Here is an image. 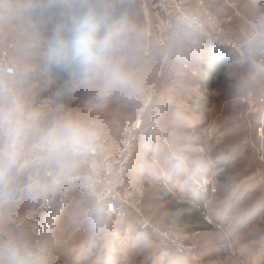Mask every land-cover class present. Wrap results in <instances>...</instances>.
<instances>
[{"label":"rangeland","instance_id":"374dc122","mask_svg":"<svg viewBox=\"0 0 264 264\" xmlns=\"http://www.w3.org/2000/svg\"><path fill=\"white\" fill-rule=\"evenodd\" d=\"M96 1L106 22L109 18L122 20L125 30L107 54L104 69L89 74L87 79L81 71H71L67 103H62L58 97V66L49 63L46 53L52 40L50 33L65 38L67 34L49 8L58 4L72 17L79 4L93 9L92 0H0L5 25L10 21L19 29L11 59L18 74L10 86L12 91L0 96V195L13 191L16 179L21 180L18 199L0 200V236L18 247L37 244L42 250L35 254L42 264H263L264 237H260L264 224L260 218L264 163L258 160L252 143L259 141L257 128L264 104H258L257 110L245 117L243 95L246 89L256 98L264 94V0H237L240 11L256 20L263 38L244 47L248 56L245 60L232 52L239 60L237 65H227L226 77L212 92L213 104L200 113L197 100L202 91L194 82L202 78L198 47L205 51L216 47L179 25L165 33L164 47L151 50L155 34L143 19L140 0ZM237 20L225 26L224 35L231 44L246 41L251 35V27ZM6 32L11 40L12 30ZM208 56H202V62ZM181 66L186 74L178 73ZM112 68L119 69L125 84L110 80L106 72ZM188 72L195 78L192 82ZM230 75L233 81L227 79ZM151 84H156V90L144 111L146 128L132 163L137 161L142 168L150 165L153 170L167 164L160 177L168 181L174 178L176 184L172 187L176 192L189 190L190 195L197 194L188 177L192 172H213L219 182L208 205L225 233L216 227L194 230L192 222L181 218L189 210L190 199L178 191L183 198L179 202L163 195L153 183L144 185L137 173L130 174L131 163L129 183L143 184L145 189L149 185L154 199L148 204L145 199V216L156 228L182 238L186 248L181 253L161 236L145 241L123 236L127 226L139 232L137 222L133 225L130 220L107 217L82 192H73L71 199L64 200L69 193L57 181L84 168L66 147L53 149L50 143L53 138L64 139L68 124L79 130L82 141L118 136L124 122L144 106ZM158 141L156 150L166 156L161 165L150 158ZM10 153L15 162L8 167L5 160ZM46 169L52 170L53 177L45 176ZM45 197L54 199L56 205L42 214L40 231L32 237L27 231V215ZM3 247L0 264H7ZM251 251H255V257H246Z\"/></svg>","mask_w":264,"mask_h":264},{"label":"built area","instance_id":"2783aa9c","mask_svg":"<svg viewBox=\"0 0 264 264\" xmlns=\"http://www.w3.org/2000/svg\"><path fill=\"white\" fill-rule=\"evenodd\" d=\"M140 6L144 21L155 34L151 50L164 47L167 41L165 33L178 25L183 26L195 36L207 40L214 47L234 52L242 60L248 57L244 54V47L254 39L263 38L256 20L248 18L240 11L237 0H157L155 3L153 0H140ZM153 7L157 10H153ZM222 7L228 12L222 11ZM237 19H242L243 23L251 27V35L246 41L231 44L225 38V26L238 21ZM147 53H150L149 49ZM11 59L12 46L0 45V96H6L12 91L10 86L18 74ZM183 67L186 69L188 65L184 64ZM191 73L195 74L196 71L191 70ZM150 87L151 92L144 106L138 110L135 117L124 122L118 136H96L85 140L83 141L85 147L78 151H72L66 147L71 156L81 161L84 170L68 174L57 182L64 185L69 195L73 192H82L91 198L101 208L103 214L113 220L133 215L141 230L150 226L154 235L166 238L175 250L181 253L186 248L182 238L168 230L156 228L150 223L144 214V188L133 186L128 180L137 142L146 128L144 111L151 103L156 84H151ZM243 103L244 114L247 117L257 110L258 104H264V94L256 98L251 90L246 89ZM261 120L257 128L259 141L252 143V146L258 160L264 163V114ZM44 174L48 178L53 177L52 170L46 169ZM188 177L197 190V194L201 196L199 201L189 198V203L197 209L199 216L206 224L224 232L222 226L211 216L208 205L210 198L218 191V178L213 172L203 174L192 172L188 174ZM156 183L177 201H183L178 192L169 185L168 180L159 178ZM19 197L20 193L11 190L6 195H0V200H16ZM55 205L54 199L45 197L39 201V206L27 215V231L32 237L40 231L42 214L52 211ZM7 245L9 244L5 242V247ZM18 248L34 254L42 250L37 244Z\"/></svg>","mask_w":264,"mask_h":264},{"label":"clouds","instance_id":"9594fccd","mask_svg":"<svg viewBox=\"0 0 264 264\" xmlns=\"http://www.w3.org/2000/svg\"><path fill=\"white\" fill-rule=\"evenodd\" d=\"M102 30L103 35H101ZM124 30V21L116 20L108 23L93 9H86L74 18L68 38L59 34L53 37L46 53L47 59L55 66L75 65L87 79L89 74L105 68L106 56L118 43ZM106 74L114 83H126V78L117 68H112ZM50 143L53 149L67 147L72 151H78L85 147L79 130L72 124L65 126L63 140L58 141L53 138ZM14 162V157L10 153L5 164L11 167ZM3 253L7 264H42V259L36 254L24 252L11 244L3 249Z\"/></svg>","mask_w":264,"mask_h":264},{"label":"trees","instance_id":"16d2710c","mask_svg":"<svg viewBox=\"0 0 264 264\" xmlns=\"http://www.w3.org/2000/svg\"><path fill=\"white\" fill-rule=\"evenodd\" d=\"M91 6L94 11H96L98 14L102 16L103 11L101 9V11L98 12L99 3L96 0H92ZM84 10L86 9L83 7V5H80V4L77 5L71 17V15L68 12H65L62 9V7L59 6L58 4H54L49 8V12H53L55 14L56 21L59 24L64 25L61 28L63 32L67 34L66 38L70 36L71 25L73 23L74 18L77 17ZM114 19L115 18H109L107 19V22H112ZM49 35L53 39V37L56 36L57 34L50 33ZM101 35H103V30L101 31ZM212 52H213L212 53L213 57L211 59V62L209 61V62L201 63V69L209 73L207 78L201 80L199 84V88L202 91V94L197 100V105H199V107L202 109L211 107V105L214 102V96L211 93V91L215 89L220 84L221 81H223L225 77L224 73L227 69L226 63L228 61H233L236 59V56H234L232 52H229L225 48L216 47L214 50H212ZM73 70L78 71V72L81 71L75 65L58 66V71L61 77L60 79L61 85H60L58 97L62 103H67V101L65 100V97L69 89L70 73ZM189 169L195 170V167L193 165H189ZM220 177L223 178V176H220ZM169 185H172L170 180H169ZM20 188H21V180L18 177L15 181V187L13 191H16V193H20L19 191ZM178 191H180V195L185 198H190L195 201H199L201 199L200 194L190 195L189 190H184V191L178 190ZM181 218L187 219L188 221L192 222L193 224L191 225L194 230L198 229L199 227H207V228L211 227L210 225L204 222V220L199 216L197 209L191 204H189V210L185 212L184 214H182ZM3 246L5 247V238L3 236H0V247H3ZM103 263L108 264L106 261H104Z\"/></svg>","mask_w":264,"mask_h":264},{"label":"crops","instance_id":"0c3cea01","mask_svg":"<svg viewBox=\"0 0 264 264\" xmlns=\"http://www.w3.org/2000/svg\"><path fill=\"white\" fill-rule=\"evenodd\" d=\"M5 19H6V14H1V16H0V45L1 46H8V45H11L12 47L14 46V43L19 39L18 38V35L19 34H17L18 33V31H19V29H17L16 27H15V24H13L12 22H10V21H8L7 22V24L5 25ZM12 30V32H13V34H14V36H10L12 39L10 40V39H8L7 37H6V35H7V30ZM20 34H22V32H20ZM192 44V46H194V47H197V46H195L194 44H195V42H190V45ZM199 46V45H198ZM199 49V54L201 55V58H202V56H203V58L202 59H204V57H205V55H206V53H207V55H209L208 56V58L206 59V60H204L203 62H202V59L200 58V60H199V70H200V72H201V74H202V78H200L201 80H203V79H206L207 78V76H208V72H206L205 70H202L201 69V63H204V62H211V59H212V57H213V52H212V50L211 51H208V50H206L205 51V48H203V47H198ZM229 53V52H228ZM238 59H235V60H233V61H228L227 63H226V66L227 65H234V66H236L237 65V63H238ZM182 69V70H181ZM180 70L181 71H179L178 73H180V72H185V74L187 73V71H185L184 70V68H182V66L180 67ZM228 70L229 69H226V71H225V73H224V75L228 72ZM189 73V72H188ZM183 75V77H184V74H182ZM189 75V77H190V81L192 82V80L193 79H195V78H193L192 76H191V74L189 73L188 74ZM182 77V78H183ZM225 77H226V75H225ZM229 81H233V79H232V76L230 75L229 76V78H227ZM224 80V79H223ZM195 83H197L198 84V87H199V84H200V80H196V81H194ZM221 83V82H220ZM218 87V86H217ZM216 87V88H217ZM216 88L215 89H213L212 91H211V93L212 92H214V90H216ZM199 90H200V88H199ZM213 94V93H212ZM201 95V94H200ZM214 100H215V96H214ZM200 110H198V112L200 113V112H202L201 111V109L202 108H199ZM206 109V108H205ZM202 110H204V109H202ZM166 140V139H165ZM160 144V141H158L157 143H156V146H155V148H154V150H153V153L150 155V158H151V160L152 161H154V162H156V164L157 165H161L160 163H162V158H166V156L165 155H163L162 156V150H156L157 149V146ZM153 163V162H152ZM141 164H139V162H133L132 163V165H131V171H130V174L131 175H133V174H135V173H137V175H138V178H141L142 179V181L141 182H143L144 183V185L147 183V184H155V185H157L159 188H160V190H161V193L164 195H169L168 193H167V191L163 188V187H161V186H159L157 183H156V181L159 179V178H163V177H160V175L165 171V169H166V165L167 164H165V166L160 170L159 168H157V169H155L154 168V170L152 169V167L149 165V168H142L141 166H140ZM157 167H160V166H157ZM68 169V171L69 170H71V168L70 167H68L67 168ZM81 171H83V170H81ZM48 180V179H47ZM49 181V180H48ZM171 183H172V185L171 186H173V184L175 183V179L174 178H171ZM146 182V183H145ZM192 183V182H191ZM176 184V183H175ZM143 184H140V183H136L135 185H133V186H142L143 188L145 187ZM150 186L149 185H147V188L145 189L144 188V203H145V199H146V202H147V204H148V202H150V201H152V200H154L153 199V196L151 195V192H149V188ZM174 188V187H173ZM178 188V187H177ZM193 188H194V186H193ZM182 189V188H181ZM20 191V190H19ZM193 195H196V194H193ZM169 196H171V195H169ZM73 196H71V195H67V196H65V197H63V199L64 200H67V199H71ZM201 197V196H200ZM63 199H61L62 201H63ZM98 208L101 210V208L98 206ZM101 212H102V210H101ZM103 213V212H102ZM248 216H254V214L253 213H249L248 214ZM261 220L263 219V224H264V200L262 201V203H261V218H260ZM120 220H130L131 222H132V224L133 225H135L136 224V222H135V218H133V215H129L128 217H126V218H122V219H120ZM188 221V220H187ZM138 225V224H137ZM138 229H139V232H134V230L132 229V228H130L129 226H127V227H125L124 228V230L123 231H125L124 233L125 234H123V236H125V237H127L128 235L133 239V240H139V241H145V240H147V239H152V238H154V234L153 235H148L146 232H145V230H141L139 227H138ZM128 238L129 240L131 239V238ZM264 237V226H263V228H262V232H261V237L260 238H263ZM255 240H258L259 238L258 237H256V238H254ZM264 246V245H263ZM262 246V248H261V253H263L264 254V247ZM252 253H254L255 255H256V253H255V251H251V253H249V255H247L246 257H255V256H252L253 254ZM264 264V263H263Z\"/></svg>","mask_w":264,"mask_h":264},{"label":"water","instance_id":"95a60500","mask_svg":"<svg viewBox=\"0 0 264 264\" xmlns=\"http://www.w3.org/2000/svg\"><path fill=\"white\" fill-rule=\"evenodd\" d=\"M157 0H153V3H155ZM153 10H157L155 7H153ZM145 232L148 234V235H153V231H152V228L150 226H146L144 228Z\"/></svg>","mask_w":264,"mask_h":264}]
</instances>
